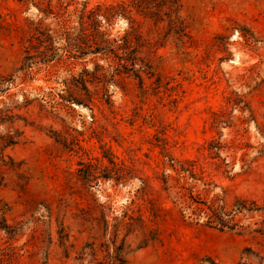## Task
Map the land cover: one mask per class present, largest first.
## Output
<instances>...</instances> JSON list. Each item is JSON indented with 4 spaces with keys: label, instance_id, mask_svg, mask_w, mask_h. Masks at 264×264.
I'll return each instance as SVG.
<instances>
[{
    "label": "rangeland",
    "instance_id": "obj_1",
    "mask_svg": "<svg viewBox=\"0 0 264 264\" xmlns=\"http://www.w3.org/2000/svg\"><path fill=\"white\" fill-rule=\"evenodd\" d=\"M0 264H264V0H0Z\"/></svg>",
    "mask_w": 264,
    "mask_h": 264
},
{
    "label": "trees",
    "instance_id": "obj_2",
    "mask_svg": "<svg viewBox=\"0 0 264 264\" xmlns=\"http://www.w3.org/2000/svg\"><path fill=\"white\" fill-rule=\"evenodd\" d=\"M124 9V12H126V9ZM99 16H101V18H103L105 21H107V18L104 15H98L94 13V17L99 18ZM132 33H133V29L131 28L130 31H127L124 36L122 38H120L119 40H113L112 43H110L108 40H104L100 41V51L102 52H106L107 54H111L113 56V58L117 61V64L115 66H113V72L115 74H121V73H128L130 72L128 69V56L124 57L125 55H129L128 51H131V43H132ZM88 37V36H86ZM102 37V36H101ZM84 38V37H83ZM87 41L86 44L89 43L90 39L85 40ZM116 47V48H115ZM117 50H120L122 52L123 55H118L117 54ZM131 53V52H130ZM125 61V63H121ZM210 216L209 219L213 220V221H217V211L215 209H211L210 208Z\"/></svg>",
    "mask_w": 264,
    "mask_h": 264
}]
</instances>
